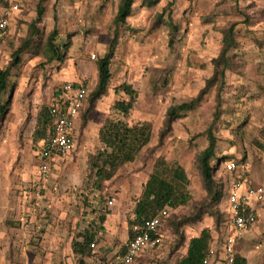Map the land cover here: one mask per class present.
I'll list each match as a JSON object with an SVG mask.
<instances>
[{
    "label": "rangeland",
    "instance_id": "1",
    "mask_svg": "<svg viewBox=\"0 0 264 264\" xmlns=\"http://www.w3.org/2000/svg\"><path fill=\"white\" fill-rule=\"evenodd\" d=\"M39 0H27L18 13L12 36L0 49V68L26 36ZM119 0H46L39 24L45 35L56 25L58 40L68 41L61 62L46 63L43 51L26 53L9 77L13 88L5 97L8 108L0 120V264H79L72 242L85 231L96 234L97 245L84 264H102L129 237V219L157 158L181 160L191 179L193 201L169 209L170 219L160 229L161 241L145 250L140 264H176L189 240L209 228L219 240L227 226L216 228L214 215L181 228L184 242L176 248L178 233L171 220L189 214L205 202L198 156L209 144L208 129L217 111V89L211 87L200 104L184 113L171 131L160 136L168 108L195 97L213 73L212 60L222 48L224 31L234 26V70L226 73L220 114L212 127L216 151L225 156L216 178L225 184L218 207L226 216L232 175L225 161L250 164L254 184L264 187V0H135L120 31L111 63L112 77L101 97L85 103L75 122L74 146L45 160L33 138L38 112L50 105L66 82L86 84L89 94L98 81L97 60L113 37ZM23 4V2H22ZM171 18L177 30L158 20ZM95 54V58L92 57ZM128 82L138 97L128 115L114 103L127 95L118 86ZM91 97V95L89 96ZM152 126L150 142L135 161L122 165L114 176L95 185L93 155L105 149L99 130L106 118ZM112 200V203H110ZM258 219L238 240L235 251L247 264H264V201L256 203ZM169 214V215H170Z\"/></svg>",
    "mask_w": 264,
    "mask_h": 264
},
{
    "label": "trees",
    "instance_id": "2",
    "mask_svg": "<svg viewBox=\"0 0 264 264\" xmlns=\"http://www.w3.org/2000/svg\"><path fill=\"white\" fill-rule=\"evenodd\" d=\"M24 0H22L23 2ZM39 0L36 8V17L28 24L26 36L22 38L19 46L12 53L11 62L5 67L0 68V120L8 108V101L5 99L9 90L13 88L9 85V77L15 66L21 62V58L26 53H37L40 49L43 51L46 63L51 65L61 62L66 56V50L69 47L70 40H58L59 30L55 25L52 30L45 35L39 24L41 22L44 6ZM152 5L155 0H147ZM135 0H119L117 12L114 17L113 37L111 38L106 52L97 60L98 81L95 89L89 94L87 92V101H95L108 90L109 82L112 77L111 63L115 55L116 48L119 44L120 31L127 22V18L132 13ZM9 5V0H0V13ZM22 6V4H21ZM163 13L158 15V20L169 24L171 30L170 45L174 40V34L177 27L171 18L163 20ZM236 46L234 37V26L224 31L222 38V48L215 58H213V73L207 79L206 85L193 98L171 105L165 115L164 126L160 136L171 131L173 123L184 113L194 110L203 100L205 93L213 86L217 89V111L215 118L208 129L209 144L204 148L198 156V165L200 170V179L203 182V188L206 190L205 202L195 206L194 210L189 214L174 218L171 223L175 232L178 233V240L175 244L179 248L184 242V234L181 228L186 224L200 221L205 213L211 211L214 215L216 228H221L222 223L227 226L219 241H222L226 233L230 232L229 226V209L226 216L219 211L218 207L223 202V196L226 190L225 184L216 178V171L223 162L225 156H220L216 151V137L212 127L220 114L221 91L226 85V73L228 70H234L236 62L232 50ZM86 86V84H84ZM87 87V86H86ZM117 90L127 95L126 99H118L114 103V107L124 115H128L138 97V91L128 82L121 83ZM62 86L57 90L56 96L50 105L41 106L38 112V120L33 132V138L36 142L47 134L52 124L50 113L51 107L60 99ZM91 95V97H89ZM86 101V102H87ZM86 106H84L80 112ZM152 137V126L147 122H137L130 125L121 119L108 117L103 122L99 130V139L104 144V151L99 155L91 156L90 162L93 167V175L95 176V185L101 188L102 183L111 179L116 171L124 164L133 162L141 152V150L150 142ZM232 158L227 159L226 161ZM225 161V162H226ZM192 182L188 177L186 166L181 160L169 158L161 155L157 158L153 165V169L149 174L147 181L144 183L140 196L137 198L133 209L134 216L129 219V237H133L134 225L141 223L143 220L152 217L157 210L164 207L176 209L180 206L189 205L194 197L190 191ZM171 214L166 218L170 219ZM164 221V223L166 222ZM163 223V225H164ZM96 239L93 231H85L79 234L72 242L73 252L78 255L79 264H84V258L92 254L91 243ZM213 240L212 232L209 228H204L201 232L193 236L187 245L186 252L177 261L176 264H203V260L207 254L208 247ZM125 249V245L123 253ZM222 255L219 252V255ZM137 257L131 264H140ZM233 264H247V259L235 251V261Z\"/></svg>",
    "mask_w": 264,
    "mask_h": 264
},
{
    "label": "built area",
    "instance_id": "3",
    "mask_svg": "<svg viewBox=\"0 0 264 264\" xmlns=\"http://www.w3.org/2000/svg\"><path fill=\"white\" fill-rule=\"evenodd\" d=\"M21 4L22 0H9V5L0 13V45ZM92 57L95 58V54ZM87 92L84 83L68 81L63 84L60 99L50 109L51 128L39 142V150L45 160L65 154L74 146L75 122L85 106ZM225 168L233 176L227 193L230 232L222 241L215 239L210 243L203 264L234 263L235 246L243 233L257 222L256 203L264 201V187L253 183L248 162L232 158L225 162ZM169 214V207H164L152 217L135 224V233L125 243L124 252L111 257L106 264H131L145 250L157 247L161 241L160 229ZM91 246L95 247L96 242L93 241Z\"/></svg>",
    "mask_w": 264,
    "mask_h": 264
},
{
    "label": "crops",
    "instance_id": "4",
    "mask_svg": "<svg viewBox=\"0 0 264 264\" xmlns=\"http://www.w3.org/2000/svg\"><path fill=\"white\" fill-rule=\"evenodd\" d=\"M26 2H27V0H24V1H23V4H22L20 10H19L18 12H16V13L14 14L13 18L11 19L8 33H7V35H6L5 39H4V41L1 43V45H0V49H1L2 45L5 44L6 40L9 39V38L12 36V34H13V28L15 27V25H16V23H17L18 13H20V11L22 10V7L24 6V4H26ZM58 156H59V155H58ZM56 157H57V156H55L54 158H56ZM94 241L96 242V245H97V239H95ZM124 245H125V244L121 245V246H120V247H119V248H118V249H117V250H116V251H115L110 257L106 258V259L102 262V264H106L107 261H108L111 257H113V256H115V255H117V254H120V252L123 251Z\"/></svg>",
    "mask_w": 264,
    "mask_h": 264
}]
</instances>
